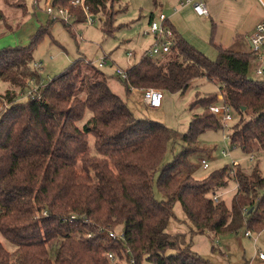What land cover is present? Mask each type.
I'll list each match as a JSON object with an SVG mask.
<instances>
[{
    "label": "trees",
    "instance_id": "trees-1",
    "mask_svg": "<svg viewBox=\"0 0 264 264\" xmlns=\"http://www.w3.org/2000/svg\"><path fill=\"white\" fill-rule=\"evenodd\" d=\"M115 1L86 0L108 34L114 31ZM70 2L52 0L54 5ZM13 5L24 9L23 0ZM49 20L28 45L0 49V84L5 86L0 96L7 101L0 112V233L16 246L11 252L0 240V264H112L108 251L118 264L131 259L134 264H214L192 248L193 235L264 229V174L258 168L246 172L237 164L203 179L189 173L198 135L224 128L209 108L219 101L216 93L205 92L194 102L204 109L180 134L137 117L111 89L101 67H90L81 57L45 82L33 65L36 45L57 22ZM84 21L79 11L72 24L62 23L71 31ZM170 25L174 42L167 54L146 52L128 68L127 79L117 74L127 92L150 87L183 92L192 80L204 78L219 86L223 102L239 116L231 126V143L247 152L256 142L264 147V81L248 78L252 54L218 46V58L211 60ZM30 79L40 84L41 98L24 101L20 94ZM176 142L184 143L183 152L162 165ZM231 177L237 188L229 207L214 196ZM155 186L166 199L156 198ZM177 201L191 222V237L167 232ZM100 227L121 231L123 237L105 239L97 233ZM89 230L90 238L84 236Z\"/></svg>",
    "mask_w": 264,
    "mask_h": 264
},
{
    "label": "rangeland",
    "instance_id": "rangeland-1",
    "mask_svg": "<svg viewBox=\"0 0 264 264\" xmlns=\"http://www.w3.org/2000/svg\"><path fill=\"white\" fill-rule=\"evenodd\" d=\"M14 1L16 0H0V49L28 45L30 37L50 21L45 10L52 0H23L24 9L13 5ZM202 1L207 6L208 16L198 15L190 3L183 5L185 0H117L113 4L114 31L111 34L103 30L99 15L93 16V24L77 23L72 26L71 31L61 21L54 22L50 35L36 45L34 62L42 63L38 71L47 82L61 74L80 57L84 59L83 62H91L90 67L96 68H100L98 64L106 57V63L100 69L108 75L107 82L111 89L128 102L134 114L163 123L183 134L188 131L192 117L204 109L200 103L194 102L203 96L208 88L215 93L214 83L198 77L192 80L183 92H166L163 107L160 109H148L143 104L142 93L139 90L128 93L115 69L120 67L127 70L148 52L154 43V36L145 34L148 18L151 14L158 15L161 12L167 15L192 45L211 60L218 58V46L236 52H248L249 40L255 26L264 20L261 1ZM128 52H133L134 55L128 56ZM84 66L86 67L85 63ZM259 66L257 60L250 63L249 79L264 81V78L257 74ZM4 91L5 86L1 83L0 93L3 94ZM22 99L26 101L28 97ZM232 113L230 127L206 130L198 135V149L189 156L192 162L189 173L194 178L203 179L221 168H232L237 164L246 172L258 168L264 174V147H260L256 142L253 149L247 152L231 143V126L239 120L237 112L233 110ZM90 115L91 113L87 112L86 118ZM245 116L249 118L251 114ZM78 124L82 127L84 122ZM183 147V142L171 143L162 165L172 162L183 152ZM202 159L207 160V168L203 167ZM236 188V180L231 177L228 186L217 193L229 207ZM155 195L157 199H166L156 186ZM174 212L176 217L170 219L167 232L187 233L191 237L192 225L179 201L174 205ZM246 231L247 228L242 227L237 233L217 235L212 230H206L192 236V248L214 264H264V259L259 257L260 252L264 254V229L260 232L249 230L250 237L245 235ZM0 240L9 251L15 250L16 246L1 233ZM118 263L119 260L114 261V264ZM143 264L154 263L144 260Z\"/></svg>",
    "mask_w": 264,
    "mask_h": 264
},
{
    "label": "built area",
    "instance_id": "built-area-1",
    "mask_svg": "<svg viewBox=\"0 0 264 264\" xmlns=\"http://www.w3.org/2000/svg\"><path fill=\"white\" fill-rule=\"evenodd\" d=\"M264 7V0H260ZM183 5L190 3L193 5L194 10L201 16H208L209 12L206 4L202 0H185L182 2ZM46 13L51 20H57L64 22L66 24H72L78 18V12L81 11L85 15V23L90 25L93 24V15L89 11V7L86 0H71L69 5H54L51 3L46 7ZM148 28L145 34H152L154 36V43L148 50V54L153 57H162L167 54L174 42V32L170 25V19L167 15L161 12L158 15L153 14V18L147 24ZM250 50L248 51L253 56V61L257 60L260 66L257 68V74L264 78V20L260 21L254 29V32L249 40ZM133 52H128V56H132ZM106 63V57L98 65L102 68ZM37 70L42 67V63H35L33 65ZM116 73L122 78L127 79L128 69L124 70L122 68H116ZM210 86V85H209ZM206 86V87H209ZM215 93L218 95L219 101L209 106V108L215 113L216 117L222 122L224 128L230 127L231 121L233 120V108L223 102V94L217 84H215ZM208 93H213L210 88H208ZM143 102L150 109H160L164 102L165 92L158 88H146L142 90ZM41 98L40 95V84L36 83V79H30L27 86L23 91H21L20 98ZM7 106V101L0 96V112ZM204 168L209 166L206 159L201 161ZM214 199L218 201L220 195L216 194ZM42 214L47 215V209L42 211ZM75 218V216H72ZM97 233L105 239H117L123 237V232L113 230L110 228L100 227ZM247 237L251 236V232L247 230L245 232ZM84 236L90 238L93 236L91 230L87 231ZM256 241V239H255ZM106 256L111 260L112 264L114 261L119 260V258L111 251L106 252ZM259 257L264 259V254L259 253ZM124 264H134V260L131 259L129 262H124Z\"/></svg>",
    "mask_w": 264,
    "mask_h": 264
},
{
    "label": "crops",
    "instance_id": "crops-1",
    "mask_svg": "<svg viewBox=\"0 0 264 264\" xmlns=\"http://www.w3.org/2000/svg\"><path fill=\"white\" fill-rule=\"evenodd\" d=\"M167 6H168V4H167ZM150 17V16H149ZM148 22H149V18H148ZM147 22V23H148ZM170 22L174 25V23L170 20ZM175 26V25H174ZM176 27V26H175ZM177 28V27H176ZM134 55V54H133ZM134 91H137V90H134ZM141 93H142V90H139ZM166 94V93H165ZM165 98V97H164ZM162 107H163V105H162ZM218 235V234H217Z\"/></svg>",
    "mask_w": 264,
    "mask_h": 264
}]
</instances>
